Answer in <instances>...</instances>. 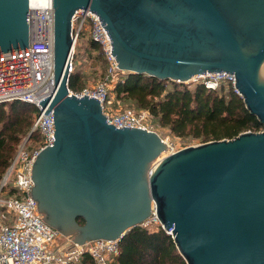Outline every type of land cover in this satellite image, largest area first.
I'll return each instance as SVG.
<instances>
[{
    "label": "water",
    "instance_id": "water-1",
    "mask_svg": "<svg viewBox=\"0 0 264 264\" xmlns=\"http://www.w3.org/2000/svg\"><path fill=\"white\" fill-rule=\"evenodd\" d=\"M55 141L34 165L33 199L73 241H121L153 204L187 264H264V129L163 156L156 131L116 127L71 94L72 17L96 12L121 70L188 83L226 71L264 125V0H53ZM29 0H0V52L26 49ZM83 219L84 223H80Z\"/></svg>",
    "mask_w": 264,
    "mask_h": 264
},
{
    "label": "built area",
    "instance_id": "built-area-1",
    "mask_svg": "<svg viewBox=\"0 0 264 264\" xmlns=\"http://www.w3.org/2000/svg\"><path fill=\"white\" fill-rule=\"evenodd\" d=\"M29 6V46L26 49L0 52V103L17 100L33 104L38 109L29 136L19 145L16 156L0 182V264H79L86 253L92 256L96 264H113L119 254L120 241L98 239L84 244L75 243L71 236L61 234L43 219L38 202L33 199V165L40 151L55 141L54 114L52 111L45 114L47 108L40 104L43 98L52 94L54 86L55 18L53 0H29ZM104 26L100 16L92 10L80 8L74 13L70 72L76 70V57L82 37H89L100 46L107 66L103 77L96 84L80 91L69 88L70 93L78 97L89 95L98 98L107 121L118 128L132 126L152 130L147 110L114 109L111 91L117 83L124 81L127 71L119 68L112 54V40ZM189 82L203 84L208 89L225 85L240 94L236 88L235 75L226 71L198 74ZM33 132H37L40 137L34 143H29ZM165 141L168 150L163 156L185 148L177 147L167 139ZM141 226L149 231L164 229L171 234V230H167L160 220L155 204L152 214ZM62 237L68 240L65 245L59 243Z\"/></svg>",
    "mask_w": 264,
    "mask_h": 264
},
{
    "label": "trees",
    "instance_id": "trees-1",
    "mask_svg": "<svg viewBox=\"0 0 264 264\" xmlns=\"http://www.w3.org/2000/svg\"><path fill=\"white\" fill-rule=\"evenodd\" d=\"M88 55L105 67L100 46L88 38ZM106 69V67H105ZM85 86L80 70L71 73L69 87L80 91ZM117 99L140 109L149 110L156 121L179 137L200 139L201 143L234 138L246 131H261L264 125L253 115L240 94L225 85L208 89L203 84L161 80L146 74L127 72L123 82L111 93ZM37 107L23 101L0 103V182L7 173L19 145L30 134ZM40 135L33 132L29 143ZM84 223L83 219H79ZM113 264H187L174 238L164 229L149 231L143 226L132 228L119 243ZM79 264H96L86 253Z\"/></svg>",
    "mask_w": 264,
    "mask_h": 264
},
{
    "label": "rangeland",
    "instance_id": "rangeland-1",
    "mask_svg": "<svg viewBox=\"0 0 264 264\" xmlns=\"http://www.w3.org/2000/svg\"><path fill=\"white\" fill-rule=\"evenodd\" d=\"M87 38L89 37L81 38L80 45L78 46V54L76 57V70H80L84 74V79H85L84 87L93 86L94 84H96L103 77L106 71L105 67L107 66L105 65L104 67L101 64V62L94 57V55H92V57H89L88 55L89 43ZM189 84H193V83L189 82ZM111 100L113 101L114 109L118 111H121L126 108H133L135 110H146V109H140L134 104H131L129 102H122L121 100L117 99L116 94L114 92L111 93ZM147 111L149 112L148 123L152 128V130L158 132L164 139H167L169 143L174 144L177 147H188V146L201 144L200 139H192L189 137L176 136L171 132L169 128L162 127L152 116L151 112L149 110ZM67 242L68 240L64 237H62L59 241L61 245H65Z\"/></svg>",
    "mask_w": 264,
    "mask_h": 264
}]
</instances>
